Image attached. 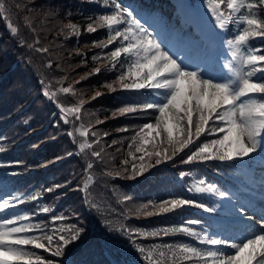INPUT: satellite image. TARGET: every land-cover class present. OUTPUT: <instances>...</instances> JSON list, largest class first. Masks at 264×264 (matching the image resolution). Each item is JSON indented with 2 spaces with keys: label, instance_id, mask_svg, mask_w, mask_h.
Listing matches in <instances>:
<instances>
[{
  "label": "trees",
  "instance_id": "obj_1",
  "mask_svg": "<svg viewBox=\"0 0 264 264\" xmlns=\"http://www.w3.org/2000/svg\"><path fill=\"white\" fill-rule=\"evenodd\" d=\"M200 1L203 0H118L134 16L152 10L167 20L173 14L172 24L183 18L190 3L196 5ZM180 2L183 6L179 10ZM111 11V5L106 7L103 0H0V196L12 193L24 197L25 203L19 204L15 211L30 214L31 222L41 223L50 234L62 224H77L86 229L85 239L68 245L62 256H53L43 249L34 250L53 264H64V256L71 252L69 264H145L133 239L146 250L157 246V253L165 251L163 264H172L164 246H207L171 229L183 225L207 235L222 232L231 220L226 209L232 205L239 209L243 205L250 210L256 206L254 200L264 201V179L253 185L252 178L257 177L240 161L184 164L181 162L186 158L184 153L174 161L157 165L144 176L128 178L133 164L137 167L141 163L155 164V157L140 161L141 153L135 152V145L131 149L129 145L144 123L155 122L157 113L147 110L121 115L118 111L121 107L143 104V97H150L151 90L110 92L103 86L119 75V66L112 71L106 68V55L118 45L96 48L93 42L106 39V29L93 33L86 29L89 23L96 26L97 18ZM258 11L264 16V10ZM69 24L76 25L79 31L72 32L66 27ZM11 28L17 32L13 33ZM234 28L231 25L226 35L234 36ZM250 45L264 49V38L250 40ZM94 56L101 59L94 61ZM97 67L101 72L94 74ZM69 85L75 94L59 91ZM96 92L102 95L93 99ZM80 100L85 101L80 119L70 115L65 123L61 107L76 106ZM81 125L88 130L87 140L92 145L84 152L79 146L85 137L76 131ZM69 132L73 135L69 136ZM212 138L202 136L201 141ZM165 147L168 146L161 145L160 150ZM93 151L101 152L100 157L92 156ZM124 160L128 161L126 166L122 164ZM244 161L264 165L262 158ZM89 163L91 169L87 167ZM124 167L129 173L123 172ZM116 171H121V175H107ZM181 172L187 175L181 177ZM228 173L236 175L239 182L232 180ZM89 176L92 182L84 190ZM200 179L227 191L229 197L220 199L207 193L189 192ZM31 195L38 199H28ZM168 198H186L221 207L215 212L185 206L152 217L135 215L141 204ZM45 207L50 211L43 212ZM54 215L67 219L53 224ZM190 220H199L200 224L188 225ZM241 225H233L231 231L237 233ZM124 229L149 235L133 237ZM154 255L159 258L158 254ZM172 259L176 264H194L181 261L178 256Z\"/></svg>",
  "mask_w": 264,
  "mask_h": 264
},
{
  "label": "snow or ice",
  "instance_id": "obj_2",
  "mask_svg": "<svg viewBox=\"0 0 264 264\" xmlns=\"http://www.w3.org/2000/svg\"><path fill=\"white\" fill-rule=\"evenodd\" d=\"M103 4L106 7L111 5V14L99 16L96 26L89 23L86 29L89 33L106 29L107 38L93 42L94 47L118 45L106 55V68L112 71L119 66V75L103 86L110 92L117 89L135 92L151 90L150 97H143V104L121 107L118 111L121 115L147 110L157 113L155 122L144 123L129 145L130 149L135 145V152L141 153L138 158L140 161L143 162L145 157H155V164L141 163L139 167L133 164L128 178L144 176L157 165L174 161L181 153L186 156L181 162L189 164L244 161L264 151V54H260L264 49L250 45V40L264 38V16L258 11L264 10V0H207V10L217 29L228 31L233 24L236 27L234 36L226 41L230 59L218 65L216 70L207 61L200 60L206 51L200 46L193 45V54H185L181 59L178 51L154 36L128 7L118 0H103ZM66 27L74 33L79 31L76 25L69 24ZM10 30L17 32L16 28ZM100 59L98 56L93 57L94 61ZM100 72L99 67L94 70V74ZM59 91L75 94L71 85L61 87ZM45 95L49 93L45 92ZM52 95L54 97L55 94ZM100 95L102 93L96 92L93 99ZM84 103L80 100L76 106L61 107L65 123H68L66 117L70 115L80 119L79 113ZM76 131L85 137L79 146L80 151L90 149L92 145L87 140L88 130L81 125ZM68 135L72 136L73 133L69 132ZM202 136L213 138L201 141ZM164 144L168 147L161 151V145ZM101 152L93 151L91 154L100 157ZM130 155L136 159L133 153ZM122 164L126 166L128 161L124 160ZM87 167L91 169L92 164L89 163ZM123 172L129 173V169L124 167ZM107 175L120 176L121 171L108 172ZM185 175L184 172L180 173L181 177ZM91 182L92 177L89 176L83 186L84 190L89 188ZM188 191L207 193L220 199L229 197L227 191H221L215 184L206 183L203 179L196 181ZM28 199L36 200L38 196L31 195ZM23 203L25 198L21 195L8 193L0 196V264H53L34 250L43 249L59 257L68 245H75L77 241L85 239L86 229L77 224H62L52 229L50 234L41 223H32L30 214L15 211ZM185 206H195L207 212H215L221 207L220 204L210 207L186 198H168L141 204L136 208L135 215L152 217L181 210ZM150 207L155 210H148ZM42 211L47 213L50 209L45 207ZM226 211L231 220L222 232L207 235L183 225L171 229L172 232L183 233L207 246H164L170 253L172 264H176L172 258L177 256L181 261H193L194 264H264V215L255 223H252L253 217L248 216L243 231L234 233L231 227L243 224L244 206L237 209L236 205H232ZM65 219V216L54 215L52 223L63 222ZM187 224L198 225L200 221L190 220ZM124 231L133 237L149 235L128 229ZM37 232L41 234H35ZM132 243L142 254L145 264H163L165 251L157 253V246L146 250L136 244L135 239ZM154 254H158L159 258Z\"/></svg>",
  "mask_w": 264,
  "mask_h": 264
},
{
  "label": "rangeland",
  "instance_id": "obj_3",
  "mask_svg": "<svg viewBox=\"0 0 264 264\" xmlns=\"http://www.w3.org/2000/svg\"><path fill=\"white\" fill-rule=\"evenodd\" d=\"M206 8H207V3H206ZM148 17L150 18L151 15L148 14L147 17H145L144 14H141L137 18L140 19L141 23L144 24V26L148 28V30L151 31L154 36H157L158 39L164 42L166 39L165 44L168 47H171L173 50L178 51L181 56V59H183L185 54H188V55L193 54L194 52L193 45L188 44L186 40L182 42V37H179V38L176 37L178 34L169 35V32L167 30L163 31L162 33L161 30L157 28L159 25L157 18L155 20L149 21ZM193 20H195V23H197L199 20V17L193 16ZM206 25L208 27L207 28L204 27V28L207 29V34H205L204 31H201L202 35H204L203 36L204 38H202L201 41L198 43L195 41L196 44L194 45H198L201 48L206 50L204 55L200 57V60L207 61V63L214 70H216L218 65H222L226 60L230 59L229 49L227 46H224L221 42L218 41L219 39H221L220 38L221 32L219 31V29L215 27L214 20L212 19L211 15L209 16V19L206 21ZM196 26L198 28L203 27L202 25H199V24H197ZM155 29H158V32H159L158 34L156 33ZM208 33H210L211 36H209ZM213 36L218 38L217 44L213 41ZM189 49L190 51L188 52ZM201 70H204V69H201ZM261 173H264V171L261 170ZM262 215H264V210L260 211L257 216H253L251 213L244 214L243 218L247 220L248 216H252L253 217L252 223H255L256 221L259 220V218ZM257 230H259L258 225H257Z\"/></svg>",
  "mask_w": 264,
  "mask_h": 264
}]
</instances>
